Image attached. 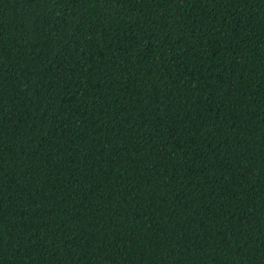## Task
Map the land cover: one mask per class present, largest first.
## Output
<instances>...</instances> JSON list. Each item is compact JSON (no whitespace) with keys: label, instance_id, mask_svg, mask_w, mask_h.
<instances>
[{"label":"trees","instance_id":"obj_1","mask_svg":"<svg viewBox=\"0 0 264 264\" xmlns=\"http://www.w3.org/2000/svg\"><path fill=\"white\" fill-rule=\"evenodd\" d=\"M0 264H264V0H0Z\"/></svg>","mask_w":264,"mask_h":264}]
</instances>
